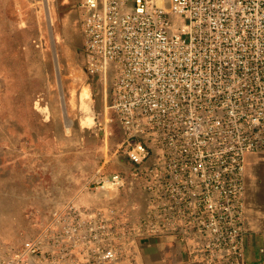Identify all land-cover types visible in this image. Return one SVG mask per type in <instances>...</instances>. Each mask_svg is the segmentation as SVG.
I'll return each instance as SVG.
<instances>
[{"label": "built area", "instance_id": "1", "mask_svg": "<svg viewBox=\"0 0 264 264\" xmlns=\"http://www.w3.org/2000/svg\"><path fill=\"white\" fill-rule=\"evenodd\" d=\"M77 2L85 69L109 85L145 207L123 221L73 196L0 264H135L126 245L156 235L241 264L246 158L264 153V0Z\"/></svg>", "mask_w": 264, "mask_h": 264}, {"label": "rangeland", "instance_id": "2", "mask_svg": "<svg viewBox=\"0 0 264 264\" xmlns=\"http://www.w3.org/2000/svg\"><path fill=\"white\" fill-rule=\"evenodd\" d=\"M79 12L77 0H0V252L33 237L61 202L93 205L107 190L92 182L105 143L95 109L114 116L109 85L86 72Z\"/></svg>", "mask_w": 264, "mask_h": 264}, {"label": "crops", "instance_id": "3", "mask_svg": "<svg viewBox=\"0 0 264 264\" xmlns=\"http://www.w3.org/2000/svg\"><path fill=\"white\" fill-rule=\"evenodd\" d=\"M84 100L83 104H91L87 99ZM98 108L95 110L101 114V120L94 132L97 136L102 132L105 143L98 145L104 160L98 165L96 175L98 178H108L117 173L122 176L123 184L94 195L91 203L117 208L123 214V221L126 219V208L130 217L136 218L144 210L146 194L140 180L130 174L134 165L126 158V133L115 118ZM244 183L245 251L241 264H264V153L247 155ZM126 194L133 197L127 204ZM194 244V241L182 242L172 235H156L129 242L126 246L135 264H211L193 252Z\"/></svg>", "mask_w": 264, "mask_h": 264}]
</instances>
